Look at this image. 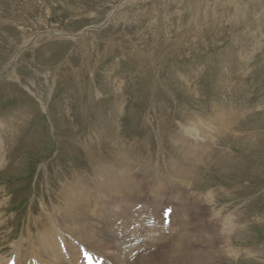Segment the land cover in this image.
I'll use <instances>...</instances> for the list:
<instances>
[{
    "label": "rangeland",
    "instance_id": "1",
    "mask_svg": "<svg viewBox=\"0 0 264 264\" xmlns=\"http://www.w3.org/2000/svg\"><path fill=\"white\" fill-rule=\"evenodd\" d=\"M52 31L60 34L22 51L10 75L17 49L37 32ZM0 121L4 136L11 127L26 128L16 165L0 172V188L12 200L7 225L14 220L9 238L2 240L0 230L8 264H38L25 257V235L16 253L12 240L21 239L36 195L46 193L47 174L57 184L55 169L73 165L91 173L117 155L133 167L123 175L134 174L141 186L131 199L102 193L104 209H116L104 234L113 238L121 261L145 239L154 260L161 247L172 258L154 264H264V0H0ZM192 124L202 137L210 131L209 146L186 131ZM74 146L81 164H75ZM174 162L194 176L195 188L185 183L184 197L175 189ZM192 197L209 205L198 207ZM174 200L184 206L177 209ZM90 224L91 232L103 228ZM75 243L58 254L65 264H86L82 251L91 256L89 264H120Z\"/></svg>",
    "mask_w": 264,
    "mask_h": 264
},
{
    "label": "bare ground",
    "instance_id": "2",
    "mask_svg": "<svg viewBox=\"0 0 264 264\" xmlns=\"http://www.w3.org/2000/svg\"><path fill=\"white\" fill-rule=\"evenodd\" d=\"M131 0H128V2ZM124 2L122 1V4ZM127 3V2H126ZM121 6V4H119L117 6V8ZM116 8L113 10L115 11ZM114 14V12H113ZM112 17V16H111ZM10 21V20H9ZM103 25H105V22L98 26L97 28L102 27ZM40 33V32H39ZM60 33L58 32H45L42 34H35L33 36L35 37H30L28 39L27 42H25L20 48L17 49V52L14 54L12 60H11V64L8 67V73H10V75L14 72L13 68L17 58L20 56V54L22 53V51H24L25 49H27L28 47H32L34 46L38 40H40L43 36H50V37H55L56 35H58ZM83 34V33H82ZM74 35H81V34H74ZM111 38V37H110ZM18 62V60H17ZM13 65V66H12ZM6 73V72H5ZM19 77V76H18ZM20 78V77H19ZM189 84V83H188ZM55 104V103H54ZM260 107V106H259ZM117 112V109H116ZM109 113V112H108ZM121 113V112H120ZM125 113V112H124ZM115 115L119 114L114 113ZM113 115V113H112ZM121 115V114H119ZM221 116V115H219ZM20 118V117H19ZM75 119V118H74ZM107 119V118H106ZM109 119V118H108ZM120 119L115 117V119L113 118V120L115 122H117ZM121 120V119H120ZM215 119L211 118V121L214 122ZM230 118L228 119L229 122ZM20 121V120H19ZM113 121V122H114ZM126 121V120H125ZM1 122V121H0ZM22 122V120H21ZM114 122V123H115ZM211 122V123H212ZM24 123V122H23ZM230 123V122H229ZM125 124V123H124ZM213 124V123H212ZM215 124V123H214ZM227 124V123H225ZM22 125V124H21ZM25 125V124H24ZM194 125V124H192ZM189 127L186 131L189 133H192V135L199 137L201 140H204L203 143L205 146H209L208 141H205L207 135L209 136L211 133L206 132L207 135H204L203 137L201 136L202 134H198L195 132V125ZM202 125V124H201ZM2 126V125H1ZM20 126V125H19ZM116 125H112L110 130L113 129ZM230 126V125H229ZM5 127V126H4ZM11 127V126H10ZM25 127V126H24ZM22 126L19 127V129H17V131L14 130V128H10V131L8 130V134H6V136L3 135L1 128H0V172L7 170V169H11L14 165H16L15 162H17L16 160H14V154L16 152H20L22 151L23 147L25 146L24 140L20 139V137H24V133H25V129ZM228 127V126H227ZM216 128V127H215ZM220 129V128H218ZM217 130V129H216ZM223 130V129H222ZM220 130V131H222ZM120 131V130H118ZM204 131V130H203ZM114 131L110 132V136H112L111 134H113ZM118 133V132H117ZM222 133V132H221ZM168 134V133H166ZM22 135V136H21ZM94 135V134H93ZM116 135V134H113ZM157 135V134H156ZM184 135V134H183ZM214 135V134H213ZM239 135V134H238ZM165 136V135H164ZM193 136V137H194ZM211 136V135H210ZM222 136V135H221ZM254 136V135H253ZM98 137V136H97ZM104 137V136H103ZM173 138V136H172ZM178 138V137H177ZM216 138V137H214ZM217 139V138H216ZM245 139V138H244ZM96 140V139H95ZM116 140V139H115ZM179 140V139H178ZM188 140L190 141V138L188 137ZM207 140V139H206ZM242 140V139H241ZM249 140V138L247 139ZM29 141V140H27ZM177 141V140H176ZM193 141V140H192ZM191 141V144H193V142ZM84 142V141H83ZM86 142V141H85ZM88 142V141H87ZM99 143H101L100 141V137H98V141ZM107 142V141H106ZM116 142V141H115ZM74 143V142H73ZM90 143V142H89ZM95 143V141H94ZM93 143V144H94ZM122 143V142H121ZM178 143V142H177ZM31 144V143H30ZM84 144V143H83ZM91 147H92V142L90 143ZM216 144V143H215ZM27 145V144H26ZM74 145V144H73ZM80 145V144H79ZM184 144H182L183 146ZM186 145V144H185ZM199 145V144H198ZM28 146V145H27ZM81 146V145H80ZM79 146V147H80ZM83 148H85L87 150L88 147H90V145L88 144H84L82 145ZM128 146V145H127ZM97 147V146H96ZM105 147V146H104ZM122 147V146H121ZM190 147V146H189ZM93 148L95 149V147L93 146ZM129 148V147H128ZM187 150L189 149L188 146L186 147ZM186 148L183 149L186 150ZM191 148V147H190ZM202 148V147H201ZM97 149V148H96ZM107 149H109L107 147ZM123 149V148H122ZM91 151L93 150L92 148L90 149ZM110 150V149H109ZM126 150V149H125ZM161 150V149H160ZM163 150V149H162ZM179 150V149H178ZM186 150V151H187ZM191 150V149H190ZM74 151V152H73ZM73 153L75 154V158L74 160L76 161V163L81 164L80 162V155L78 152V148L74 146L73 148ZM97 151V150H94ZM94 151H92L94 153ZM194 153L196 151H193ZM83 153V152H82ZM111 153V152H110ZM109 153V155L111 156V154ZM117 153V152H116ZM122 153V152H121ZM129 153V152H128ZM197 153V152H196ZM108 154V152H107ZM115 154V153H114ZM131 154V153H130ZM181 154V153H179ZM200 154V153H197ZM209 154V153H208ZM206 154V155H208ZM95 155V154H94ZM105 158H108V156ZM195 155V154H194ZM201 155V154H200ZM118 158L115 159V161H111V165L109 166H103V165H99L95 168H93L91 171V173L89 172V170H79L77 167L73 166V165H69L66 166L67 169L61 168V172L55 169L54 172H56V174L54 175V178L57 180V184L53 183L52 179L50 178V175H48L47 177V191L45 193L42 192L39 196L36 195L35 199L32 202L31 205V209L29 211V214L25 220V224L22 227V233L21 234V239L18 240H12L13 244H12V248L15 245V253L17 251H20L19 249L21 248V244L22 241L25 240V238L23 237V235H25L27 237V241L28 242V247H27V253L25 255L26 258H32L35 259L37 261L38 264H65V260H61V256L59 257V255H63L61 253L62 250H66L68 249L73 243H71V239L68 238L69 234L72 238L73 236H77L78 240L80 241V243H75V245L81 244V245H87L85 246V248H95L96 250H98L99 252L103 253L104 255L109 254L107 256H110L111 258H113L116 262H120V264H135V260H140L142 263L141 264H148L149 262H151L152 264L154 263H159L163 260H165V262L170 263L169 258L167 257H171L168 255V251H164L161 247V252L158 254V257L156 258V260H154L155 255H151L149 254L148 251V247L151 246V244L148 242V240H145L144 245H142L140 248H142V254L145 257H142L141 255H139V253L141 252L140 248L135 249V253L133 254V256L129 255L128 258L131 259H127V257H125L124 261L122 260V255L120 254L121 251L115 247V243H112L113 238L110 237L109 235H105L104 234V228L107 229L108 226H110L108 220L110 213L109 211L112 209L109 208V210L104 209V204H105V198L107 197L106 195H110V197L117 199V195H122L124 198H130L132 197V193L135 189H138L137 191H139L141 189L140 183L135 180V175H130V177L128 176V174L123 175V173H126L128 170H130L131 166L128 164L127 162V158L124 159L123 161L120 159V156L117 155ZM193 156V155H190ZM214 156V154L212 155V157ZM217 156V155H216ZM72 157V156H71ZM93 157V156H92ZM123 157V156H122ZM130 157V156H129ZM195 157V156H193ZM220 157V155H219ZM8 158V159H7ZM186 159L189 158V156L187 157V155L185 156ZM215 158V157H214ZM217 158V157H216ZM111 158H109L110 160ZM114 159V158H113ZM199 159V158H198ZM197 159V160H198ZM108 160V159H107ZM210 160V159H208ZM213 160V159H212ZM216 160V159H215ZM219 161V158L217 159ZM85 161V160H84ZM221 161V160H220ZM224 161V160H223ZM227 161V160H226ZM121 162H126L124 165L119 166ZM131 162H133L131 160ZM173 162V161H172ZM83 163V162H82ZM210 164H213L212 162H208ZM231 163V162H230ZM66 164V163H65ZM167 165L169 163H166ZM223 164V163H222ZM226 164V163H225ZM68 165V164H67ZM77 165V164H76ZM83 165V164H82ZM85 165V164H84ZM94 165V164H93ZM135 165V164H134ZM161 165V164H160ZM174 177L177 178L178 183H176V192L179 193L182 197H184V195L186 196L187 192L185 191V183L187 184V182L189 180H191L192 184H187L189 186H193L195 181H194V176L191 174L189 168L184 169V165L179 164L177 162H174ZM200 165V164H199ZM227 165V164H226ZM81 166V165H80ZM88 166V165H87ZM162 166V165H161ZM169 166V165H168ZM167 166V167H168ZM179 166H182L183 169H179ZM79 167V166H78ZM90 167V165H89ZM227 167V166H226ZM229 167V166H228ZM227 167V168H228ZM49 168V167H48ZM47 168V169H48ZM83 168V167H81ZM91 168V167H90ZM133 168V167H132ZM131 168V169H132ZM223 168V167H222ZM141 169H142V165H141ZM161 169V168H160ZM165 169V168H164ZM60 170V169H59ZM140 170V169H138ZM148 170V169H147ZM168 170V169H166ZM135 171V170H134ZM155 171V170H154ZM159 172V171H158ZM86 173V175L84 174ZM133 173V172H132ZM151 173H153L151 171ZM170 173V172H169ZM201 173V172H200ZM235 173V172H234ZM131 174V173H130ZM172 175V174H171ZM173 177H171L172 179ZM143 179V178H142ZM145 180V179H143ZM55 181V180H54ZM150 181V180H149ZM172 181V180H171ZM176 181V180H175ZM207 181V180H206ZM145 182V181H144ZM177 182V181H176ZM151 183V182H150ZM163 183V182H162ZM158 184V187L160 190L163 189V184ZM170 183V181H169ZM43 184V183H42ZM146 184H148V180L146 181ZM153 184V183H152ZM154 185V184H153ZM196 185V184H195ZM198 185V184H197ZM145 186V185H144ZM168 186V185H167ZM172 186V185H171ZM45 187V186H44ZM183 187V192L180 191ZM188 187V186H187ZM194 187V186H193ZM170 188V187H169ZM195 188V187H194ZM201 189V188H199ZM43 190V189H42ZM41 190V191H42ZM60 190V191H58ZM57 191L59 192L58 194V198H57ZM144 192V191H142ZM164 192V190H163ZM226 192V191H225ZM7 193H8V189H5L4 186L0 188V230L4 229V234L3 232L0 231V233H2L3 239L6 237L9 238V236H11V231L9 230V227H11V225L13 223V218L11 219L10 223L7 225V210L10 207V205L12 204V200L10 202L9 197H7ZM39 193V192H38ZM102 193H105L104 195L106 197H104V200H102ZM141 193V192H139ZM228 193V192H227ZM242 193V191H241ZM245 193V192H244ZM176 194V193H175ZM233 194V193H232ZM231 194V195H232ZM235 194V193H234ZM108 195V196H109ZM142 195V194H141ZM202 195V194H201ZM211 200L208 201V199L206 201H208V203L213 202L214 200V195L213 193H209V196H211ZM221 195V194H220ZM229 195V194H228ZM230 195V196H231ZM135 196V195H134ZM193 196V195H192ZM40 197V199L38 198ZM172 197V196H171ZM171 197L169 198V203L171 204ZM176 197V196H175ZM174 197V198H175ZM202 197V196H201ZM226 197H228L226 195ZM232 197V196H231ZM11 198V197H10ZM37 198L39 199L40 205H38L37 203ZM109 198V197H108ZM120 198V196H119ZM118 198V199H119ZM155 198V197H154ZM162 198V197H161ZM173 198V197H172ZM177 198V197H176ZM181 198V197H180ZM186 198V197H185ZM191 198V197H190ZM193 198V197H192ZM225 198V197H224ZM229 198V197H228ZM59 199V200H58ZM110 199V198H109ZM121 199V198H120ZM134 199V198H133ZM171 199V200H170ZM194 199V204L197 205L198 207L200 205H209L207 203H205L203 200L199 201L196 198ZM202 199V198H201ZM108 200V199H107ZM123 200V199H122ZM128 200V199H126ZM183 200V199H182ZM182 200L179 202V205H177L178 203L175 202V200L173 201L175 203V205H177V209L178 206L181 207L183 205ZM121 201V200H120ZM133 201V200H132ZM135 201V200H134ZM193 201V200H192ZM223 201V200H222ZM221 201V202H222ZM112 201L110 200V203ZM114 203H116L115 201H113ZM130 202V201H129ZM172 202V203H173ZM186 202V201H185ZM118 205V202L116 203ZM37 205V206H36ZM116 205V206H117ZM109 206V205H108ZM114 206V207H116ZM184 206V205H183ZM217 206V205H216ZM121 207V206H120ZM208 207V206H206ZM219 207V205H218ZM228 207V206H227ZM119 208V207H118ZM186 207H184L185 209ZM108 209V208H107ZM181 209V208H180ZM215 209V208H213ZM116 210V209H115ZM114 210V211H115ZM113 211V209H112ZM113 211V212H114ZM178 211V210H177ZM185 211V210H184ZM183 211V212H184ZM210 212V211H209ZM181 212H178V214ZM185 213V212H184ZM198 213V212H197ZM212 213V212H211ZM219 213V212H218ZM221 213V212H220ZM9 214V213H8ZM182 214V213H181ZM199 214V213H198ZM112 215V214H111ZM207 215V214H206ZM205 215V216H206ZM222 215V214H221ZM93 216V217H92ZM113 216V215H112ZM210 216V215H209ZM216 216V215H215ZM214 216V217H215ZM14 217V216H13ZM181 217V216H180ZM223 217V216H222ZM230 217V215H229ZM112 218V217H111ZM232 218H234L232 216ZM95 219V220H94ZM184 219V218H183ZM187 219V217H186ZM221 219V218H220ZM223 219V218H222ZM235 219V218H234ZM208 220V218H207ZM216 220V219H215ZM214 220V222H215ZM218 220V218H217ZM216 220V222H217ZM89 221L91 222V224L95 225V227H97L98 222H100V224L103 226V228H101L100 230L91 232L89 229ZM94 221H98L97 224H95ZM184 221V220H183ZM194 221V220H193ZM196 221V220H195ZM199 221V219H198ZM197 221V222H198ZM218 220V224H219ZM230 221L233 222V220L231 219ZM215 222V223H216ZM222 222V221H221ZM186 224V222H184ZM192 223V222H191ZM90 224V225H91ZM184 224V225H185ZM226 225V223H224ZM234 224V223H232ZM244 224V223H243ZM189 225V224H188ZM206 225V224H205ZM221 225V224H220ZM219 225V226H220ZM191 226V225H190ZM201 226V225H200ZM211 226V225H210ZM232 226V225H231ZM209 229H208V228ZM206 228L208 229V231L210 230L211 227L207 226ZM214 227V226H213ZM212 227V228H213ZM218 227V225H217ZM235 227V226H234ZM13 228V227H12ZM189 228V226H188ZM220 228V227H218ZM223 228V227H222ZM96 229V228H95ZM98 229V228H97ZM110 229V228H109ZM128 229V228H127ZM136 229V228H135ZM134 229V230H135ZM191 229V228H189ZM187 229V230H189ZM201 229V228H199ZM217 229V228H216ZM227 229V228H226ZM243 229V228H242ZM13 230V229H12ZM193 230V229H192ZM190 230V231H192ZM198 230V229H197ZM206 230L204 229H201ZM218 230V229H217ZM216 230V231H217ZM220 230V229H219ZM223 230V229H222ZM239 230V228H238ZM136 231V230H135ZM196 231V230H194ZM207 231V230H206ZM207 231V232H208ZM211 231V230H210ZM215 231V232H216ZM229 233H232V229H228L227 230ZM226 231V233L228 234V232ZM127 232V230H126ZM125 232V233H126ZM189 232V231H188ZM198 232H200V230H198ZM214 232V233H215ZM221 232V230L219 231ZM24 233V234H23ZM95 233V234H93ZM111 233V232H110ZM191 233V232H190ZM194 233V232H193ZM197 233V232H196ZM205 233V232H204ZM238 233V232H237ZM112 234V233H111ZM137 234V233H136ZM173 234V233H172ZM202 234V233H200ZM199 234V235H200ZM208 234V233H206ZM212 234V233H211ZM126 235V234H125ZM196 235V234H195ZM217 235V233H216ZM223 235V234H221ZM220 235V236H221ZM238 235V234H237ZM210 236V235H209ZM230 236V235H229ZM164 237V236H163ZM167 237V236H166ZM164 237V239L166 238ZM174 237V236H173ZM179 237V236H178ZM193 237V236H192ZM202 237V236H201ZM238 237V236H237ZM240 237V236H239ZM64 238V239H63ZM135 238V237H134ZM162 238V237H161ZM158 239V241H160V239ZM177 238V237H176ZM180 238V237H179ZM194 238V237H193ZM75 239V237H74ZM18 240V241H17ZM130 240V239H129ZM128 240V241H129ZM138 240V239H137ZM163 240V239H162ZM190 240V239H189ZM188 240V241H189ZM232 240V239H231ZM230 240V241H231ZM75 241V240H74ZM136 241V240H135ZM152 242H156L157 240H151ZM185 240V243L188 242ZM197 241V240H196ZM195 241V242H196ZM205 241V240H204ZM130 242V241H129ZM128 242V243H129ZM133 242V241H132ZM172 242H177V241H172ZM199 242V240L197 241ZM201 242V241H200ZM229 242V241H228ZM226 243V245L228 244H232V242L230 243ZM25 243V241H24ZM23 243V244H24ZM83 243V244H82ZM169 243L171 244V242L169 241ZM190 243V242H189ZM194 243V242H193ZM213 243V242H212ZM27 244V243H26ZM132 244V243H131ZM137 244V243H136ZM187 244V243H186ZM25 245V244H24ZM135 245V244H134ZM174 245H184V243H182V241H178L176 244ZM233 245V244H232ZM80 246V245H79ZM118 247V245H116ZM133 246V245H131ZM137 246V245H135ZM209 246H211L209 244ZM229 246V245H228ZM134 247V246H133ZM155 247V246H154ZM154 247L152 249H154ZM235 247V246H234ZM5 248V247H4ZM135 248V247H134ZM1 249V248H0ZM23 249V248H22ZM80 249V248H79ZM118 249V250H117ZM3 250V249H2ZM221 250V249H220ZM219 250V251H220ZM22 251V250H21ZM68 251V250H67ZM140 251V252H139ZM1 252V251H0ZM12 252V251H11ZM37 252V253H36ZM79 252H81L79 250ZM155 252V251H153ZM223 252H225V250H223ZM228 254L230 253H236V255H239L238 252L236 251H232L229 250L227 251ZM226 252V253H227ZM248 252V251H247ZM34 253L37 254V257L39 256V258L37 259L36 255L34 256ZM240 253V252H239ZM250 253V252H249ZM252 253V251H251ZM5 253H0V264H8L9 262L6 259V256L4 255ZM24 254V253H23ZM149 254V255H148ZM180 252H178L176 254L175 257H177V255H179ZM131 256V257H130ZM246 256V255H245ZM115 257H117V259H115ZM248 257V256H247ZM9 258V255L7 257ZM14 259V258H13ZM25 259V258H24ZM98 259V258H97ZM146 259L144 262L143 260ZM244 259V258H243ZM22 260V259H21ZM99 260V259H98ZM19 261V260H18ZM24 261V260H23ZM32 261V260H31ZM110 261V260H109ZM8 262V263H7ZM14 262V260H13ZM12 263V262H11ZM10 263V264H11ZM31 263V262H30ZM16 264V263H15ZM24 264V263H23Z\"/></svg>",
    "mask_w": 264,
    "mask_h": 264
},
{
    "label": "snow or ice",
    "instance_id": "3",
    "mask_svg": "<svg viewBox=\"0 0 264 264\" xmlns=\"http://www.w3.org/2000/svg\"><path fill=\"white\" fill-rule=\"evenodd\" d=\"M170 211H171V210L169 209L168 212H170ZM166 215H167V213H166ZM89 258H90V256H89Z\"/></svg>",
    "mask_w": 264,
    "mask_h": 264
}]
</instances>
